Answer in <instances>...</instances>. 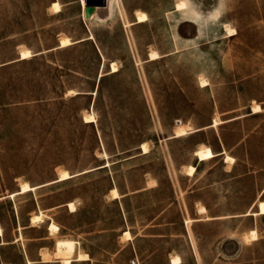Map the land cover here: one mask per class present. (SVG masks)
Returning a JSON list of instances; mask_svg holds the SVG:
<instances>
[{
  "label": "rangeland",
  "instance_id": "1",
  "mask_svg": "<svg viewBox=\"0 0 264 264\" xmlns=\"http://www.w3.org/2000/svg\"><path fill=\"white\" fill-rule=\"evenodd\" d=\"M119 1L0 0V264H264V0Z\"/></svg>",
  "mask_w": 264,
  "mask_h": 264
},
{
  "label": "bare ground",
  "instance_id": "2",
  "mask_svg": "<svg viewBox=\"0 0 264 264\" xmlns=\"http://www.w3.org/2000/svg\"><path fill=\"white\" fill-rule=\"evenodd\" d=\"M191 1V0H190ZM201 2V1H200ZM216 2V1H215ZM202 3V2H201ZM81 4H82V10H83V13H84V16L85 17H88L89 14L92 12L91 8L88 7L85 3V0H81ZM113 6L114 8L116 9L115 12L117 11V13L120 12V14L123 13V9L120 5V1L119 0H113ZM191 6V5H190ZM174 7H176V9H181V10H184L186 9V1L185 0H177L175 3H174ZM197 7H200V6H197ZM51 10L52 11H59V3L57 1H53L52 4H51ZM189 9L192 10V7H190ZM217 9V8H216ZM200 10V9H199ZM221 10V9H220ZM193 11V10H192ZM195 12V11H194ZM200 12V11H199ZM180 13V12H179ZM198 13V12H197ZM218 13V11H217ZM204 14H202L203 16ZM207 17V16H206ZM147 18V15L144 11L142 10H136V15H135V20L136 21H143ZM220 20V19H219ZM131 22H127V25L130 24ZM201 27V26H200ZM201 29V28H200ZM225 29V28H224ZM227 32V34H233L236 32V29L232 26H230L229 24H226V29H225ZM215 32V31H214ZM191 37V36H190ZM191 42V41H190ZM71 43V39L69 38V36L67 35H62L59 39V43H58V46L61 47V46H64V45H67ZM33 52L30 48H22L20 51H19V58L22 59V58H25V57H28L30 55H32ZM149 58L150 59H153L157 56H159V53L157 50L153 49V50H150L149 51V54H148ZM111 70L112 71H115L117 70V65L114 63V62H111ZM203 83L205 82V80H203ZM73 92V90H71ZM253 108V111H258L260 110V106L258 103L254 104L252 106ZM84 120L86 121H91L93 120V116L88 113V114H85L84 115ZM219 119L218 117L215 116L213 122L214 123H218ZM185 132V124H182V123H179L177 124L176 126V129L174 131V133L176 135H179V134H182ZM142 148L143 150L145 151L146 150V144L143 142L142 144ZM194 153L196 154V156L199 158V159H209L211 158L213 155H215V153L212 151L211 147L207 146V145H202V146H199L197 147L195 150H194ZM225 160L228 161H232L233 160V157L231 155H225ZM186 172H188L189 174H193L194 173V170H195V165L194 164H188L186 166ZM73 174V173H72ZM72 176L70 172H68V170H61L58 174V177L55 179V180H64L65 178L67 177H70ZM39 185H42V184H37V185H32L30 184L29 182L27 181H22L19 185V188L18 190L16 191H11L9 193V195H12L16 192H24V191H28V189H34L36 188L37 186ZM110 192H111V196L113 198H116L119 196V193L116 191V188L112 187L110 189ZM67 205H68V209L72 210L75 208V204L72 200H69L67 201ZM256 206H257V211L255 213H264V200L262 199H259L257 200L256 202ZM201 209V211H204L205 208H203L202 206L199 207ZM45 216V214H44ZM43 212L38 211L36 213H33L31 214V223H36V222H40V221H43ZM48 229L51 231V232H55V231H58V225L54 222H50L48 224ZM3 234V231L1 230V227H0V235ZM123 236L125 238H129L131 237V233L129 230H125L123 232ZM249 237L254 239L256 238V232L254 229H252L249 233ZM74 243H75V240L72 239V238H57L55 240V245H54V252H53V255L56 257V258H59V260L62 261L63 264H67L71 261V255L72 253L75 251V247H74ZM81 246V245H80ZM78 249V248H77ZM48 251V250H47ZM51 254L49 252H43L42 254V259L44 261H49V259L51 258L50 257ZM89 257V254L88 252L85 250H77L76 251V254H75V259H78V260H85V258H88ZM179 256H172L171 258V262L172 263H177V261H179ZM3 264H10V263H3Z\"/></svg>",
  "mask_w": 264,
  "mask_h": 264
},
{
  "label": "water",
  "instance_id": "3",
  "mask_svg": "<svg viewBox=\"0 0 264 264\" xmlns=\"http://www.w3.org/2000/svg\"><path fill=\"white\" fill-rule=\"evenodd\" d=\"M85 3L88 7L91 8L92 12L95 10L94 8L97 6H105L107 0H85ZM91 14V13H90ZM89 14V15H90Z\"/></svg>",
  "mask_w": 264,
  "mask_h": 264
},
{
  "label": "crops",
  "instance_id": "4",
  "mask_svg": "<svg viewBox=\"0 0 264 264\" xmlns=\"http://www.w3.org/2000/svg\"><path fill=\"white\" fill-rule=\"evenodd\" d=\"M51 7V6H50ZM59 11H60V9H59ZM59 11H53V12H59ZM71 39V38H70ZM73 41L71 40V43H72ZM70 44V43H69ZM68 45V44H67ZM202 160V159H201ZM126 230H128V229H126ZM125 231V230H124ZM130 238V237H129ZM89 258V257H88ZM88 258H85V259H88ZM180 261V260H179ZM179 261H177V263L179 262ZM4 263H9V262H4ZM172 263V262H171ZM177 263H172V264H177ZM3 264V263H2ZM11 264V263H10ZM137 264V263H136Z\"/></svg>",
  "mask_w": 264,
  "mask_h": 264
}]
</instances>
